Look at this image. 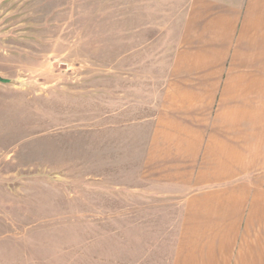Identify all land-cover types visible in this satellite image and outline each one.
<instances>
[{"label":"rangeland","instance_id":"rangeland-1","mask_svg":"<svg viewBox=\"0 0 264 264\" xmlns=\"http://www.w3.org/2000/svg\"><path fill=\"white\" fill-rule=\"evenodd\" d=\"M188 1L0 0V264L165 250L150 142Z\"/></svg>","mask_w":264,"mask_h":264},{"label":"crops","instance_id":"crops-1","mask_svg":"<svg viewBox=\"0 0 264 264\" xmlns=\"http://www.w3.org/2000/svg\"><path fill=\"white\" fill-rule=\"evenodd\" d=\"M162 87L150 143L175 207L139 264H264V0H189Z\"/></svg>","mask_w":264,"mask_h":264}]
</instances>
